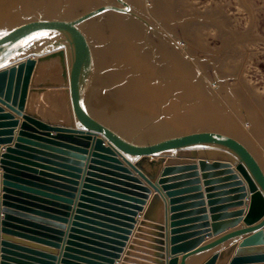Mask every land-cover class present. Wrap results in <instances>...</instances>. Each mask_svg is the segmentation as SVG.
Listing matches in <instances>:
<instances>
[{
  "label": "water",
  "instance_id": "95a60500",
  "mask_svg": "<svg viewBox=\"0 0 264 264\" xmlns=\"http://www.w3.org/2000/svg\"><path fill=\"white\" fill-rule=\"evenodd\" d=\"M101 9L0 34V264H127L135 244L151 256L141 264H187L236 237L200 264H264V169L242 141L221 127L156 136L164 119L133 137L89 111L94 64L77 24ZM50 33L65 39L31 48ZM52 62L60 81L36 83ZM48 87L65 109L45 118L31 97Z\"/></svg>",
  "mask_w": 264,
  "mask_h": 264
},
{
  "label": "rangeland",
  "instance_id": "374dc122",
  "mask_svg": "<svg viewBox=\"0 0 264 264\" xmlns=\"http://www.w3.org/2000/svg\"><path fill=\"white\" fill-rule=\"evenodd\" d=\"M11 1H7L11 3L5 9L14 14L0 13V34L31 19H71L107 4L124 7L126 3L129 6L127 11L101 9L79 24L89 42L94 64L93 81L87 95L89 111L133 137L148 122L157 119L169 122L168 130L156 136L166 135L172 132L170 130L181 132L214 127L212 123L215 121L223 129L230 125V130L233 129L257 159L264 162V0ZM110 14L134 21L133 27L140 32L132 44L137 48L136 53L152 50L149 48L162 41L184 69L176 66L171 68L170 74H164L161 71L164 62L154 50L148 51V69H134L135 66L126 61H108L106 48L115 36L112 31L116 30L110 25V19H113ZM62 39H65L62 33H50L37 37L29 45L32 49H40ZM59 79L56 62L43 63L35 75L36 83L59 82ZM124 86L130 92L121 95L118 89ZM109 95L118 100L116 107L111 108L113 113L106 108L115 103ZM120 97L125 103L120 104ZM31 100L32 107L45 117L64 113L61 88L48 87L43 94H33ZM119 105L128 113L120 110ZM103 109L102 115L100 111ZM203 110L205 113H201ZM108 113L116 118L110 119ZM117 116L125 121L117 120ZM214 118L216 120L211 122ZM184 121L187 126L173 127V122Z\"/></svg>",
  "mask_w": 264,
  "mask_h": 264
},
{
  "label": "bare ground",
  "instance_id": "6f19581e",
  "mask_svg": "<svg viewBox=\"0 0 264 264\" xmlns=\"http://www.w3.org/2000/svg\"><path fill=\"white\" fill-rule=\"evenodd\" d=\"M7 1H11V0H0V6L2 7V8H0V13H2V14H4V15H10V14H14V12L13 13H11L12 11L11 10H8V9H5V6H8V3H7ZM120 1V0H119ZM11 2H13V1H11ZM10 2V3H11ZM16 2H17V0H16ZM9 3V4H10ZM125 4V6L127 7L126 9H125V6L123 7V6H118V5H115V4H107V5H104V6H101L100 8H102V10L101 11H103V10H105V9H109V10H116V11H123V10H126L127 11V9H128V7L129 6H127V4L126 3H124ZM123 4V5H124ZM12 5V4H11ZM26 5V4H25ZM99 8V9H100ZM25 10V9H24ZM9 11H11V12H9ZM100 11V10H99ZM47 12H49V10L47 11ZM7 13V14H6ZM16 14V13H15ZM13 15H11L10 16V19H11V17H12ZM15 16V15H14ZM18 16V14L16 15V17ZM22 16V15H21ZM110 16H111V18H113V19H110V25L113 27V28H115L116 30L115 31H112L113 32V34L115 35V36H113L114 38H112L111 40H113L112 42H111V44H109L108 45V47L106 48V50L108 51V53H109V55H108V57H109V59H108V61H110V62H114V63H121L122 61L123 62H125V63H128V64H131V65H133V66H135L134 67V69H138V68H140V67H142V69H145V68H147L148 69V66H149V63H148V58H149V56H148V51L150 52H152V50H154V52H156L157 53V56H158V58L159 59H161V60H163V68H162V70L161 71H163L164 72V74L166 73V74H170L171 73V71H173L171 68H173V67H175L176 68V66H177V69H184L183 67H181V64L182 63H180V64H178V61H177V59H176V56H174V54H172V53H170L169 52V50L167 49V45L165 44V43H162V41L161 42H158L157 44L158 45H154V47L152 46V48H149V49H152V50H148V51H144V52H140V53H136V50H137V48L135 47V45H132L133 44V42L135 41V40H137V38L139 37V34H140V32L138 31V30H136V28L135 27H133L134 26V21L133 20H131L130 18L129 19H126V18H124L122 15H119V14H110ZM6 17V16H5ZM15 17V18H16ZM20 17V16H19ZM8 18V17H7ZM88 18V17H87ZM87 18H85V19H87ZM9 19V20H10ZM17 20H18V17L16 18ZM85 19H83L82 21H84ZM7 20V19H6ZM12 20H14V19H12ZM82 21H80L78 24H77V27L79 28V24L82 22ZM86 25H90V24H86ZM85 26V25H84ZM90 27V26H89ZM80 29V28H79ZM81 30V29H80ZM65 49V56H67L68 55V49L67 48H64ZM90 51H92L91 50V48H90ZM91 56H92V54H91ZM122 62V63H123ZM67 66H68V56H67ZM150 68V67H149ZM149 70H152L151 68L149 69ZM160 71V70H159ZM184 71V70H183ZM147 72V71H146ZM152 72V71H151ZM170 72V73H169ZM186 72V71H185ZM161 73V72H160ZM149 74H151V73H149ZM153 74V73H152ZM187 74V73H186ZM115 75V74H114ZM148 75V74H147ZM152 76V75H151ZM161 76H163V74L161 75ZM173 76V75H172ZM166 78V77H165ZM130 79V78H129ZM128 79V80H129ZM127 84H128V82H127ZM196 88V87H195ZM127 89V90H126ZM119 91V94H121V95H124V94H126L127 92H130L129 91V89H128V87H126V86H124V87H121V88H119L118 89ZM191 90L189 89V92H190ZM195 91H197V90H195ZM121 92V93H120ZM198 92V91H197ZM191 93V92H190ZM200 93V92H199ZM199 93H198V95H199ZM138 94V93H137ZM197 94V93H196ZM92 95H95V94H92ZM112 95V94H111ZM111 95H109V99H111V98H113ZM201 96V95H200ZM202 98V97H201ZM200 98V100L202 101V99ZM204 98V97H203ZM114 99V98H113ZM205 100H207V98H204ZM95 99H93V101H94ZM122 100V97H120L119 98V102ZM107 101V100H106ZM125 101V100H124ZM123 100L121 101V103L120 104H123V102H124ZM204 101V100H203ZM104 102V101H103ZM114 102L115 103H111V104H113V105H111V106H108V107H106V108H113V107H116V102H118V100L116 101L115 99H114ZM126 102H127V100H126ZM206 102V101H205ZM94 103H96L95 101H94ZM125 103V102H124ZM208 103V102H207ZM93 104V103H92ZM100 104V103H99ZM109 104V103H108ZM201 104H203V102L201 103ZM204 104H206V103H204ZM115 105V106H114ZM118 105V104H117ZM207 105H209V103L207 104ZM113 106V107H112ZM120 106V105H119ZM205 106V105H204ZM203 107V106H202ZM125 107H123L122 105L119 107V109L120 110H122V109H124ZM200 108L201 107H199V110H200ZM114 109V108H113ZM204 110H207V108L205 109V107L203 108ZM107 110V109H106ZM112 110V109H111ZM204 110H203V112H201V113H205L204 112ZM97 111V110H96ZM202 111V110H201ZM102 112H105L104 111V109L103 110H101L100 111V113L103 115L104 113H102ZM109 112V111H108ZM115 112V111H114ZM124 112H127V110L126 109H124ZM198 112V111H197ZM111 113V112H110ZM110 113H108V115L110 114ZM112 113H113V110H112ZM128 113V112H127ZM126 113V114H127ZM130 113V112H129ZM198 113H200V112H198ZM99 114V113H98ZM107 114V113H106ZM115 114V113H114ZM120 114H123L122 112H120ZM117 115H119L118 113H117ZM203 115V114H202ZM101 116V115H100ZM104 116H106V115H104ZM113 115H109L108 117L110 118V119H112V118H114L115 116H113ZM205 116V115H204ZM107 117V118H108ZM212 117V116H211ZM116 118V117H115ZM201 118V117H200ZM199 118V119H200ZM217 118V117H216ZM216 118H214V119H210L211 120V122H213V120H216ZM190 119V118H189ZM117 120H121V122H123V121H125V120H123L122 121V118H119V116H117ZM218 120V119H217ZM112 121V120H111ZM114 121V120H113ZM116 121V120H115ZM128 121V120H127ZM164 121L168 124V122L169 121H167L166 119H164ZM203 121V120H202ZM185 123H172L173 124V127H184V126H187L188 125V123H186V121H184ZM218 123L219 122H221V121H217ZM120 123V122H119ZM205 123H207V122H205ZM202 124V123H201ZM209 124V123H208ZM213 125H214V127L215 128H220L221 126L220 125H217V123H216V121L215 122H213L212 123ZM181 125V126H180ZM228 125V124H227ZM249 125V124H248ZM232 127L229 125V127L228 128H225V130L224 131H226L227 133H231L232 135H234L235 137H237L234 133H233V129H232V131L230 130ZM252 130V129H251ZM249 131V130H248ZM253 131V130H252ZM249 132H251V131H249ZM238 135V134H237ZM240 137V136H239ZM239 137H237L238 139H239ZM240 140V139H239ZM241 141V140H240Z\"/></svg>",
  "mask_w": 264,
  "mask_h": 264
},
{
  "label": "crops",
  "instance_id": "0c3cea01",
  "mask_svg": "<svg viewBox=\"0 0 264 264\" xmlns=\"http://www.w3.org/2000/svg\"><path fill=\"white\" fill-rule=\"evenodd\" d=\"M45 117V116H44ZM45 118H48V117H45ZM21 120V119H20ZM18 127L19 126H17L16 127V130L18 129ZM15 136H16V134H14V138H15ZM13 142H14V139H13V141L11 142V143H8L9 145H13ZM244 143V142H243ZM245 144V143H244ZM5 145H7V144H1V148H4V146ZM249 149H250V147L248 146V145H246ZM251 150V149H250ZM252 151V150H251ZM252 153L254 154V152L252 151ZM255 155V154H254ZM255 157H256V155H255ZM256 159H257V157H256ZM258 160V159H257ZM259 161V160H258ZM259 163H260V165L262 166V168L264 169V162H261V161H259ZM161 168H162V164L157 168V173H158V175H159V172H160V170H161ZM0 172H2V170H1V168H0ZM202 180V179H201ZM0 186H1V184H0ZM201 187H202V191L204 192V194H206L205 193V186L202 184V181H201ZM206 200V199H205ZM244 200H246V199H244ZM247 201V200H246ZM145 206V205H144ZM207 208H208V206H206ZM239 208H245V206L244 205H239V206H235V207H231V208H229V210H231V209H239ZM141 219V215H139V216H137V218H136V220H137V222L135 223V227L133 228V230H132V233L129 235V241H127L128 243L133 239V238H135L134 237V235L136 234V232H137V227L139 226V224H138V221ZM242 223H239V225L238 226H240ZM145 228V227H144ZM147 228V227H146ZM145 230H147V229H145ZM228 230H231L230 228L228 229ZM145 235L144 236H148L147 234L148 233H144ZM139 240H142V241H146V239L145 238H138ZM209 239H211V238H209V237H207L206 239H205V241L204 242H207V240H209ZM233 241H236V242H239L240 241V237H236V238H233V239H229V240H227V241H225L224 243H222L221 245H219V246H216L215 248H213L212 250H210V251H207L206 253H205V255H203V256H201L199 259H196V260H194L193 261V258L192 259H189L188 261H187V264H200L203 260H205L207 257H208V255L210 254V253H212L213 251H215V250H217V249H219L220 247H222V246H225V245H227V244H229V243H231V242H233ZM203 242V243H204ZM135 249L133 250V255H131V256H129L130 257V260L129 261H127V264H141L142 262H150V258H151V256L150 255H148V254H146V253H144L143 251H144V249H145V247L143 246V245H138V244H135ZM125 250H126V247H125ZM144 255H146V256H144ZM147 256H150V257H147ZM120 260V259H119ZM115 264H120L119 262H116Z\"/></svg>",
  "mask_w": 264,
  "mask_h": 264
},
{
  "label": "snow or ice",
  "instance_id": "6c2138e0",
  "mask_svg": "<svg viewBox=\"0 0 264 264\" xmlns=\"http://www.w3.org/2000/svg\"><path fill=\"white\" fill-rule=\"evenodd\" d=\"M4 65L3 64H0V67H3Z\"/></svg>",
  "mask_w": 264,
  "mask_h": 264
}]
</instances>
